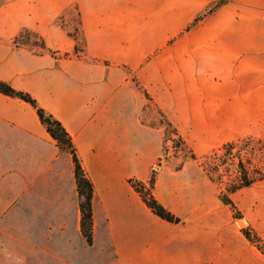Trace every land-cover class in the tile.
Returning <instances> with one entry per match:
<instances>
[{"label":"crops","instance_id":"obj_1","mask_svg":"<svg viewBox=\"0 0 264 264\" xmlns=\"http://www.w3.org/2000/svg\"><path fill=\"white\" fill-rule=\"evenodd\" d=\"M218 1H0V80L31 93L72 136L95 185L94 236L97 202L119 205L116 219L106 216L118 264H264L241 232L249 227L264 242V179L231 195L244 215L237 219L195 160L180 170L160 167L154 195L181 218L178 224L153 215L127 183L133 176L148 181L162 157L163 128L142 120L144 92L189 146L264 137V0H225L186 31ZM69 7L82 21L85 58L56 59L12 45L28 27L48 47L72 53L75 41L56 23ZM163 189L174 198H163ZM76 193L71 155L28 103L0 93V219L17 207L34 211L21 232L0 227V252L18 241L69 263L65 256L75 247L64 234L67 215L81 235ZM112 222L119 227L114 235ZM56 232L64 235L57 252L47 243Z\"/></svg>","mask_w":264,"mask_h":264},{"label":"trees","instance_id":"obj_2","mask_svg":"<svg viewBox=\"0 0 264 264\" xmlns=\"http://www.w3.org/2000/svg\"><path fill=\"white\" fill-rule=\"evenodd\" d=\"M224 3L225 0L216 2L203 12V14L197 16L186 28V31L190 30L191 27L195 26L204 17L215 11ZM65 11H63L61 15ZM75 11L77 13V26L75 28L77 33L66 31L68 36L75 41V47L72 53L61 52L48 47L44 37L37 31L28 27L20 29L12 39V45L17 48H24L37 55L49 54L56 59H67L71 57L85 58L86 43L82 34V21L76 8ZM61 15L59 17H61ZM0 93L28 103L36 111L41 124L44 125L56 146L61 151L67 152L71 155L74 167L76 191L79 198V229L86 244L92 246L94 240L93 199L95 196V185L82 165L72 136L66 130L62 122L43 108L28 91L14 88L8 82L0 80ZM144 93L147 99L150 102H153L147 92ZM157 111L161 117V124L164 126V156L159 159V164L167 158L168 147L166 146V143L168 141L172 142L173 147L180 148V152L183 153V161L176 166V170H180L186 160L199 161L200 167L206 173L207 177L212 182L221 186L219 190L220 201L230 208L234 218L241 219L243 217L242 212L231 198V195L242 188L248 187L257 181L264 179V137L255 139L252 136H245L238 139L237 142H227L207 154L197 156L178 132L177 128L169 120L167 115L158 107ZM238 142H241L243 146L247 147L253 157L244 159L242 155L243 150L241 149V146H238ZM229 165L234 167V173L229 174ZM155 176L156 170H153L148 181L145 182L133 176L127 179V183L134 192L138 194L141 201L153 215L171 224L180 223L181 218L166 208L155 197L153 193ZM241 232L247 240L264 254V242L255 231L249 227H243Z\"/></svg>","mask_w":264,"mask_h":264},{"label":"rangeland","instance_id":"obj_3","mask_svg":"<svg viewBox=\"0 0 264 264\" xmlns=\"http://www.w3.org/2000/svg\"><path fill=\"white\" fill-rule=\"evenodd\" d=\"M59 16L56 19L57 25L61 26L66 31L77 33L75 30L77 26V13L75 11V8L69 7L61 15V17ZM0 43H4V41L0 39ZM156 106L157 105L154 102L149 101L147 104V108L142 114V120L145 122H148L151 125L161 126L164 130V126L161 124V117L157 111L158 106L157 107ZM259 132L261 135H263L264 129L260 130ZM240 138L242 137H237L233 139V141L237 142L238 139ZM253 138L258 139L262 137L253 136ZM163 139H164V135H163ZM163 139L161 141L162 157L164 156ZM221 145H218L215 147L214 146H201V145L194 146V147L190 146V147L192 148V150L195 152L197 156H201L203 154H207L211 152V150L216 149L220 147ZM166 146L168 147L167 158L164 159L160 164L158 160L152 167V171L156 170V175L160 167L169 166L172 169L174 168L176 169V166L179 165L183 161V153L180 152V148L173 147V144L170 141L166 143ZM238 146H241V149L243 150L242 155L244 159L253 157L251 152H249L248 148L243 146L241 142H238ZM204 150H209V151L207 153L199 154V152L204 151ZM195 163H197L200 166L199 161L195 160ZM228 167H229L228 169L229 174L234 173V167L230 165ZM216 185H217V189H218L217 191H218V196H219V190L221 186L218 184ZM153 193H154V189H153ZM160 194L166 200L174 198L173 194L167 189L161 190ZM72 202H73V199H72ZM76 203L77 205L79 203L78 193H76ZM176 206H177V211H178V203H176ZM143 211H146V210H143ZM33 212L34 211H30V210L24 211L20 209V207H17V209H13L8 215V217L5 218L3 221L0 219V227L1 228L12 227L15 231L21 232L23 227L25 226V221H24L25 217L28 218V220L30 218H33ZM41 212H45L47 213V215H49L50 213L49 210H45ZM118 213H119V205H114L113 203L109 201H105L103 204H100L97 202L96 204L97 227H96V232L94 236V244L91 247L86 245L84 239L78 233L76 229V220L73 219L71 214L67 215L68 228L66 230V233L64 234L67 239L71 240L73 246L75 247V250L73 253H67L65 256V258L69 260V263L62 262L59 258L54 257L50 254L41 253L38 251L39 248L35 250L34 248H31L30 246L26 244H21L20 242L16 241L15 249H13L10 252L8 251L0 252V264H118L116 262L117 260H115V259H118V255L116 253V246H115L114 241L111 243V246L109 247L110 229L106 221L107 215H109L112 219H116V217L118 216ZM51 217L52 219H54L53 221H57L60 218V216L56 212H52ZM111 225H112V228H111L112 233L114 235L116 233V230L118 231L119 227L118 225H116L115 222H112ZM44 230L46 231V227L43 228V231ZM123 232L125 235L129 233V231H123ZM50 237H51L50 241H48L47 243L51 246V249L56 250L57 252L59 250L58 244L62 239H64L63 238L64 235L56 232L55 234H51ZM3 239H4L3 233H1L0 234V245H2L1 241L3 242ZM36 242L40 246L44 244L43 234L41 230H38L36 234Z\"/></svg>","mask_w":264,"mask_h":264}]
</instances>
